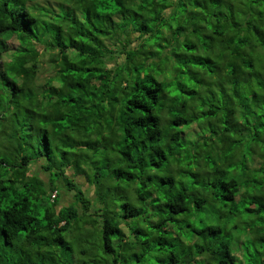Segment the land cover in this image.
<instances>
[{"label":"clouds","instance_id":"9594fccd","mask_svg":"<svg viewBox=\"0 0 264 264\" xmlns=\"http://www.w3.org/2000/svg\"><path fill=\"white\" fill-rule=\"evenodd\" d=\"M0 264H264V0H0Z\"/></svg>","mask_w":264,"mask_h":264},{"label":"trees","instance_id":"16d2710c","mask_svg":"<svg viewBox=\"0 0 264 264\" xmlns=\"http://www.w3.org/2000/svg\"><path fill=\"white\" fill-rule=\"evenodd\" d=\"M3 15H9V18L12 19L10 14L7 12L3 13ZM24 15H25L24 13H21L19 17L12 19L11 24L5 26L9 30V32H12V31L19 32L21 42H23V36L27 30L26 22L22 19ZM18 21H19V24L17 23ZM246 211H248V209H246Z\"/></svg>","mask_w":264,"mask_h":264}]
</instances>
